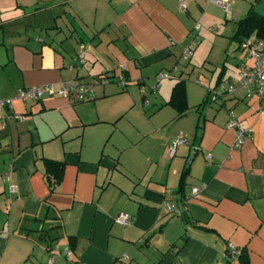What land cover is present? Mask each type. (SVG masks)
<instances>
[{
  "label": "crops",
  "instance_id": "obj_1",
  "mask_svg": "<svg viewBox=\"0 0 264 264\" xmlns=\"http://www.w3.org/2000/svg\"><path fill=\"white\" fill-rule=\"evenodd\" d=\"M181 2L0 0V97L12 100V109L0 110V264H50L38 235L20 231L25 218H41L46 206V224L60 226L52 264H243L229 243L244 250L247 264H264V100L245 99L239 90L225 103L209 104V93H196L185 82L180 102L171 104L174 79L152 98L150 124L136 89L128 92L178 67L196 40L197 22L205 33L216 28L217 36L238 42L224 47L226 57L237 59L243 50L239 22L251 10L259 13L262 0H231L229 15L210 0H186L185 12ZM82 51L86 64L79 66ZM241 59L213 62L221 70L217 84ZM192 61L186 71L203 66L198 51ZM120 62L126 90L116 78ZM106 73L111 81L96 85L88 102L16 99L20 89L92 82ZM231 111L252 129L241 148L235 147L237 131L227 125ZM180 135L188 143L171 157ZM45 160L65 164L54 191ZM193 188L200 193L192 196ZM169 202L186 204L185 218L168 213ZM121 213L130 215L131 225L114 222Z\"/></svg>",
  "mask_w": 264,
  "mask_h": 264
},
{
  "label": "built area",
  "instance_id": "obj_2",
  "mask_svg": "<svg viewBox=\"0 0 264 264\" xmlns=\"http://www.w3.org/2000/svg\"><path fill=\"white\" fill-rule=\"evenodd\" d=\"M211 2L218 5L226 15L231 13V0H210ZM181 10L185 12L186 0L181 2ZM195 29L199 31L201 26L196 25ZM196 43L193 42L190 47L184 53V59L190 60L193 56ZM243 48L247 49V57L239 65V76L237 78L223 79L214 89L213 101H218L219 98L235 96L238 91L242 88L246 92V98H252L254 95H258L261 100H264V43L255 40L253 37L246 38L243 41ZM76 62L79 66L86 64V54L85 51L79 53ZM122 70L125 69V64H121ZM173 74H159L153 80V84L150 87V92L155 93L160 89V84L165 79H172ZM117 81L124 85L126 83L123 75L117 77ZM109 83V79L103 74L101 77L94 80L93 83L86 82L83 80H72L66 81L59 85L47 84L42 86H36L32 88L20 89L17 92L16 99L29 102V101H41L45 95L57 96L64 98H73L77 102H88L95 98L96 91L95 86L105 85ZM209 90L210 93H213ZM143 99L145 100L148 94L146 88H142ZM9 108L12 109V100L3 99L0 97V110ZM12 116H8L11 118ZM17 119L23 120L24 116H15ZM228 128L235 129L237 131V138L235 142L236 148H241L252 136V129L241 126L237 120V116L234 112H230L228 120ZM188 143L187 139L180 135L171 144L169 148V154L171 157L175 156L179 147L186 145ZM207 160L211 159V155L206 156ZM200 193L198 188L192 189V196H196ZM167 211L176 217H184L188 213V207L186 204L179 206L174 202L165 203ZM114 222L123 226H129L132 224L130 215L121 213L115 219ZM177 252V249H174ZM228 251L233 255L238 257L240 251L233 245L228 244ZM70 250L66 251V255H71ZM55 255H51L49 263L54 262Z\"/></svg>",
  "mask_w": 264,
  "mask_h": 264
},
{
  "label": "rangeland",
  "instance_id": "obj_3",
  "mask_svg": "<svg viewBox=\"0 0 264 264\" xmlns=\"http://www.w3.org/2000/svg\"><path fill=\"white\" fill-rule=\"evenodd\" d=\"M232 6V4H231ZM260 9V10H259ZM257 11H260L261 13L264 12V0H262L260 6L257 8ZM259 12V13H260ZM197 24H199L201 26V29L199 31L195 32V41L193 40L192 42H195L196 45L194 46V52H193V56L191 57V59L185 60L184 59V53L186 52V50L190 47V45L192 44V42L184 49V51L182 52V54L180 55V60H179V64L178 67H176L175 69L172 70H166L163 71L159 74H173V78L172 79H165L161 82V86L164 85L165 82H170V81H174V79H176L183 70L186 71V68L188 70V68H192V65L194 64V62L192 61V59L195 56V53L198 51L199 52V60L201 61V64H203V66L199 65V68L197 70H195L194 72H190V71H186V73L182 76V79L185 80L187 87H189V89L193 90L194 92L197 93V91H204V94H208L209 90H211L213 92V89L216 87L217 81H218V77L220 74V69L219 68H215V64H213L214 61H219L220 57L223 58L222 61V65H223V61L226 59L227 63H232V62H237L239 55L241 54L242 59L240 60V62L244 61L247 57V49L243 48V42L241 43V47H242V51L239 50L237 53V59L233 58L230 59L228 57H226V53H225V48L227 46V44L229 45V43L234 44V46L238 47V42H236L235 40H231V38L226 37L224 35L222 36H217V31L215 28V32L214 30L212 32L205 33L204 31H201L204 26L201 22H197ZM230 28V26H228V29ZM35 29V28H34ZM31 30V29H29ZM33 30V29H32ZM209 30V28H208ZM212 30V29H210ZM201 31V33H200ZM228 32H230V30H228ZM194 38V37H193ZM13 39V38H10ZM9 40V37H8ZM2 49V45H0V50ZM202 55H206L205 58L201 59L200 56ZM207 56L211 57V60H208ZM228 59V60H227ZM196 61V58H195ZM232 61V62H231ZM121 64H125V62H120L118 64V75L123 74L122 72V68H121ZM178 69V70H177ZM232 69V68H231ZM229 69V70H231ZM231 72L226 70L225 74L222 75L224 78L223 79H234L237 78L239 76V67H237L236 69H234V73L230 74ZM158 74V75H159ZM155 79H148L146 81V83H142L141 85L136 84L137 86H133L129 87V94L132 95V91L134 89H136L137 94L140 95V100L138 101V106L140 109L141 114L144 116V120L147 122H150L151 124V119L150 117H152L153 112L150 111L149 105L150 102H152V98L155 97V95L159 92V90L155 93L150 92V87L153 84V80ZM3 83H5L2 80ZM94 81H92L91 83H93ZM121 86V85H119ZM160 86V87H161ZM122 87V86H121ZM142 88H146L148 91L147 97L145 100H143V94H142ZM240 91H244V89H240ZM202 92V91H201ZM240 94V93H239ZM211 99L208 100L209 104H215V102L213 101V97H214V92L210 93ZM231 97H223V98H219L218 99V104H222L225 103L226 100L230 99ZM233 98V97H232ZM253 98H258L260 99V97L258 95H254L252 96L251 99ZM152 100V101H151ZM154 117V116H153ZM150 120V121H149ZM143 121V120H142ZM149 124V123H148ZM165 208V207H164ZM63 251L64 254H66L67 249L65 248L64 250H60L58 248V252ZM71 251V250H70ZM57 254V253H56ZM55 257V256H54Z\"/></svg>",
  "mask_w": 264,
  "mask_h": 264
},
{
  "label": "trees",
  "instance_id": "obj_4",
  "mask_svg": "<svg viewBox=\"0 0 264 264\" xmlns=\"http://www.w3.org/2000/svg\"><path fill=\"white\" fill-rule=\"evenodd\" d=\"M237 37L242 42L246 38H250V37H253L255 40L264 39V16L259 14L256 11L251 10L250 13L248 14V16L239 22L238 36ZM125 71H126V67L124 70H122L123 74H121V75L124 76L126 83L124 85H121V83L118 81V84L121 85L124 90H126V88L129 85ZM105 75H106V78H108L109 81H111L112 77L108 73H106ZM118 76H120V75H118ZM118 76H116V78ZM176 79L178 80V83L176 85V88L174 89V97H173V101L171 102V104L176 103V105H177L180 102V100L178 98H180V96L182 95L183 90L185 88V80L181 79V77H179V76ZM76 80H83V79H76ZM142 83H146V81H141L140 83H138V85H141ZM235 96H228V97L232 98ZM245 99H247L246 98V92H245ZM6 109H9V108H6ZM179 110H180V112H179L180 115H182L181 114L182 113L181 107H179ZM45 164H46V175H47L48 186H49L51 191H54L55 188L60 184V182L62 180V177L64 174L65 164L63 162H57V161H52V160H45ZM178 193H181V190ZM50 214H51V210L49 207L46 206L45 212L42 214L41 218H39L38 216H35L32 218H25L22 222V226H21L20 231L22 233L27 234V235H28V233L37 234L38 235L37 239L39 240V242L46 247V249L48 250V252L51 255H53L52 251L54 250V244L60 238V233H59L60 226L52 227L51 224H46V222L51 219V218H49ZM29 220L32 221L33 223L39 225L41 227V229L40 230H32L30 228H27L25 226L26 225L25 222H28ZM70 240L73 242V237L70 238ZM175 249L178 250L177 252L174 251L175 253H178L180 251L179 247H177ZM238 250L241 252L240 255L238 256V258L240 260H244L243 264H247V260L245 258L244 250H240V249H238Z\"/></svg>",
  "mask_w": 264,
  "mask_h": 264
}]
</instances>
